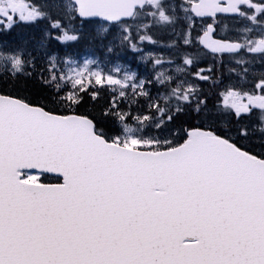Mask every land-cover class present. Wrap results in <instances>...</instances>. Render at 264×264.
I'll list each match as a JSON object with an SVG mask.
<instances>
[{"label": "snow or ice", "instance_id": "1", "mask_svg": "<svg viewBox=\"0 0 264 264\" xmlns=\"http://www.w3.org/2000/svg\"><path fill=\"white\" fill-rule=\"evenodd\" d=\"M0 264H264V0H0Z\"/></svg>", "mask_w": 264, "mask_h": 264}]
</instances>
